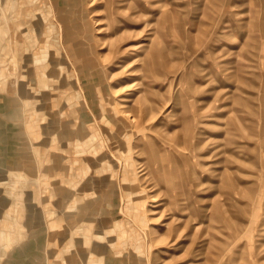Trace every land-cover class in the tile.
I'll return each mask as SVG.
<instances>
[{
    "label": "rangeland",
    "instance_id": "1",
    "mask_svg": "<svg viewBox=\"0 0 264 264\" xmlns=\"http://www.w3.org/2000/svg\"><path fill=\"white\" fill-rule=\"evenodd\" d=\"M61 259L264 264V0H0V264Z\"/></svg>",
    "mask_w": 264,
    "mask_h": 264
},
{
    "label": "crops",
    "instance_id": "2",
    "mask_svg": "<svg viewBox=\"0 0 264 264\" xmlns=\"http://www.w3.org/2000/svg\"><path fill=\"white\" fill-rule=\"evenodd\" d=\"M8 169L9 170H12V167H8ZM19 169H21V171L22 170H24V168H19ZM27 170V169H26ZM60 174V173H59ZM66 173L64 172V171H62V173H61V177L59 178V179H61V178H64V180L63 179H61V183L60 182H58L59 184L57 185L58 187H57V194H58V196H59V202L61 203V201H62V197H61V195L63 196V194L61 193V191L60 190H64V191H66L67 190V188H65V187H69L66 183H67V179H68V177H66V175H65ZM85 185V184H84ZM86 186H84V188H85ZM84 190V189H83ZM68 191L69 190H67L66 192L68 193ZM85 191H86V189L84 190V191H82V194L84 195V196H77L76 197V203L74 204V205H76V208H78L79 209V211H76V210H73V213L75 214V216H74V218L76 217V216H80V218L81 219H85L88 215H90V214H88L87 216L86 215H82L81 216V209H87V208H89V205L87 204V203H89V202H91V200L92 199H95V195H94V193H93V195L92 194H89V193H85ZM85 193V194H84ZM103 196V195H102ZM73 197V196H72ZM72 197L70 198V199H72ZM101 197V196H100ZM62 198V199H61ZM70 199L68 200L69 202H70ZM65 206V205H64ZM110 212H111V214L113 213L112 211H114L115 209H116V203H115V201H114V199L113 200H111L110 201ZM100 211L101 212H103L101 209H100ZM99 211V212H100ZM104 211H106V210H104ZM67 212H69L70 214H69V216L71 217V209L68 207V209H67ZM98 212V213H99ZM195 212V214H197V212L196 211H194ZM190 214H192V213H190ZM204 214V213H203ZM205 215V214H204ZM68 215H65V218H63L64 219V221H63V219H62V221H63V223L62 224H64V227L65 228H67L68 226H70L72 223H71V220L72 219H69L70 217H69ZM90 219H93V217L90 215V217H89ZM108 218H111L112 220H115L114 219V216H110L109 215V217ZM102 220H106V219H102ZM73 223H74V221H73ZM78 223V222H77ZM72 226V225H71ZM105 260L106 259H104L103 261L105 262ZM103 261H102V263H103ZM65 263V261H64V259L62 260H59V262H58V264H64ZM67 264H73V263H68L67 262Z\"/></svg>",
    "mask_w": 264,
    "mask_h": 264
},
{
    "label": "bare ground",
    "instance_id": "3",
    "mask_svg": "<svg viewBox=\"0 0 264 264\" xmlns=\"http://www.w3.org/2000/svg\"><path fill=\"white\" fill-rule=\"evenodd\" d=\"M130 2V1H129ZM101 30H102V28H101ZM100 31V30H99ZM154 58V57H153ZM155 59V58H154ZM150 61V60H149ZM155 61H156V59H155ZM152 65H154V64H152ZM148 100V99H147ZM149 108V107H148ZM147 109V108H146ZM126 110V109H125ZM150 111V110H149ZM122 114H124V116H125V120H126V122L132 127V128H134V129H136V128H138V126L139 125H141L142 124V120H141V118H140V116H138V115H136V114H132V115H130V113L129 112H127V111H125V113H122ZM130 115V116H129ZM140 166H141V169H139V171H143V173H141V175H142V179H148V175H150L151 173H153V167L152 166H150V164H148V165H146V161H144L143 163H142V161H141V163H140ZM157 170H159L158 168H157ZM153 199V198H152ZM165 203H160L159 205H155V206H157V207H161V206H163ZM153 209V208H152ZM164 209L165 208H163V210H161V211H164ZM156 212H158V211H156ZM162 213L163 212H161V215H162ZM194 215H195V212H192ZM168 238V236H166L165 237V239H167Z\"/></svg>",
    "mask_w": 264,
    "mask_h": 264
}]
</instances>
